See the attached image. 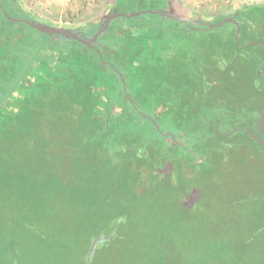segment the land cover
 <instances>
[{"label":"trees","instance_id":"trees-1","mask_svg":"<svg viewBox=\"0 0 264 264\" xmlns=\"http://www.w3.org/2000/svg\"><path fill=\"white\" fill-rule=\"evenodd\" d=\"M13 3L0 0V159L9 163L6 181L37 185L32 192L41 201L25 223L35 226L30 244L38 264H87L101 238L93 264L101 244L127 235L145 238L155 263L170 264L177 220L194 225L210 207L194 182L212 177L207 167L217 172L233 158L253 157V146L264 154L244 128L255 133L264 108V44L252 45L264 43V5L240 13L247 24L237 39L232 23V31L213 36L184 32L176 21L122 17L97 41L115 67L91 47L55 38L50 49L65 70L50 72L46 60L35 66L33 59L54 37L11 21L4 10L22 17ZM166 5L116 0L124 13ZM116 26L122 30L114 44L102 47L101 37ZM263 216L246 215L236 225L257 236ZM219 243L203 264H228L230 253L245 258L236 244Z\"/></svg>","mask_w":264,"mask_h":264},{"label":"rangeland","instance_id":"rangeland-1","mask_svg":"<svg viewBox=\"0 0 264 264\" xmlns=\"http://www.w3.org/2000/svg\"><path fill=\"white\" fill-rule=\"evenodd\" d=\"M13 1L19 4L17 5L20 10L19 14L22 13L21 16L26 19L47 27L63 28L74 32L80 29L93 31V26H89L90 24L101 23L116 11V0ZM167 1L166 9L162 7L160 10L168 9L174 16L191 18L199 23L217 21L219 23L222 19L233 18L244 13L249 7L264 5V0H250L246 4L230 3L222 7H209L206 3L191 4L187 0ZM143 15L146 16L147 22L162 19V16L157 14H150V16L142 14L141 16ZM121 21L122 17L113 20L116 24L118 22L121 24ZM226 24L208 32L213 36H218V34H226L228 30L232 31V27L228 28ZM113 29V34L109 37H101L100 45L102 47H109V43L114 44V36L120 34L122 30L118 26ZM35 35L40 36L38 33ZM56 41L58 40L53 39L49 44L47 43L35 51L36 58L33 59L35 66L41 61L40 58L46 60L45 68L50 72L60 71L61 66H65L64 64L60 65L61 60L57 61V57L54 58L55 54L51 52L50 47L57 44ZM256 42L258 41H254L253 44ZM260 50L264 49L261 47ZM113 53V58H115L116 50H113ZM158 56L163 62L164 52H159ZM240 76L243 81L241 87H244L247 83V75L243 73ZM252 149L255 152L253 157L242 155L239 159L233 158L227 163V168L221 166L217 172H215L216 168L207 167L208 172L211 171L212 177L202 183L194 182L193 188L201 186L203 193L208 196L210 207L205 216L194 225L191 220H177L176 235L173 238V241L176 242L175 250L171 253L170 264H203L204 257H209L212 254L215 256L218 253L219 242L236 244L241 253L246 254L242 260L234 256L233 253L225 254L229 256L228 264H247V262L264 264V233L255 236L252 228L246 230L241 226L242 224L236 225L246 215L253 217L256 213L257 216L264 213V154L259 151L257 146H253ZM8 167L9 163L0 159V264H38V256L30 244L36 234L35 226L31 225L33 222L25 223V221H29L27 219L29 211L31 209L34 211V205L41 201L40 196L32 192V189L37 188V185L28 182L29 185L27 184L26 187L19 182L18 178L6 181L2 175ZM175 177L177 181L182 182L179 174ZM197 192L200 193V191ZM230 218H233L234 225L230 224ZM144 240L146 239L127 235L121 239L101 244L100 248L103 251L96 255L93 264H158L155 263V260H158V254H154L148 245L144 249ZM230 244L227 247L235 248ZM155 255L157 256L155 257ZM225 255H221V257L225 258ZM77 262L78 260L74 264ZM91 262L92 259L89 264H92Z\"/></svg>","mask_w":264,"mask_h":264},{"label":"water","instance_id":"water-1","mask_svg":"<svg viewBox=\"0 0 264 264\" xmlns=\"http://www.w3.org/2000/svg\"><path fill=\"white\" fill-rule=\"evenodd\" d=\"M148 12H152V13H157V14H166L168 16H171V17H174V19L176 20H179V21H185V22H190L191 20L189 18H181V17H177V16H174L170 13H166V12H162V11H158V10H152V11H148ZM139 13H133V14H126V13H118L117 11L114 12L113 14L109 15L107 17V19L105 20V23H104V26L102 28L99 29V31L92 37H87V36H83L81 35L80 33L78 32H74V31H71V30H66V29H63V28H55V27H47L41 23H36V22H33V21H29V20H23L26 24H28L30 27L34 28L35 30L41 32V33H44L48 36H62L64 38H68V39H73L75 41H78L82 44H85L87 46H90L92 48H95L94 46H92V43L96 42L99 37L108 29V27L110 26L111 22L115 19V18H118V17H126V18H133L134 16L138 15ZM12 19V18H11ZM13 21H19L18 19H12ZM226 23H232V24H235L237 26V33H236V39L240 33V24L234 19V18H225V19H222L219 23H204V26L210 28V29H213V28H217V27H220ZM96 52L98 53L100 59L102 60V62L105 64L106 61L104 60L103 58V55H102V52L100 49H97L95 48ZM112 67H114V65L112 64ZM121 79H122V82L125 84L124 82V76L121 72H119L118 70H116ZM124 90L125 87H124ZM261 124H262V127L264 128V108H263V112H262V116H261ZM252 137L257 140L263 147V151H264V139L260 138L258 135H253L251 133ZM109 238V237H107ZM106 238V239H107ZM99 240H101V238L99 239H96L92 242L91 244V247H90V251H89V254H88V257H87V261L89 264L91 259H92V256L95 252V248L99 242ZM168 264V262L166 263Z\"/></svg>","mask_w":264,"mask_h":264},{"label":"flooded vegetation","instance_id":"flooded-vegetation-1","mask_svg":"<svg viewBox=\"0 0 264 264\" xmlns=\"http://www.w3.org/2000/svg\"><path fill=\"white\" fill-rule=\"evenodd\" d=\"M12 2H14L13 0H12ZM167 3H168V1H167ZM13 4H15L16 6L17 5H19L18 3H13ZM116 9V11L118 12V13H124V12H122V11H120L119 9H117V8H115ZM114 9V10H115ZM165 9H166V7H165ZM116 11H114V12H116ZM148 11H152V10H144V11H138V12H133V13H139L138 15H136V16H141L142 14H149L148 16H150V14H157V13H152V12H148ZM154 11V10H153ZM160 11H162V12H166V13H168L169 12V10L167 9V10H160ZM113 12V13H114ZM112 13V14H113ZM133 13H126V14H133ZM170 13V12H169ZM4 14L11 20V21H13L12 19H18L19 21H13V22H15V23H24V24H26L23 20H29V19H26L25 17L23 18V16L22 17H18V18H16V17H12V16H10L5 10H4ZM111 15V14H110ZM157 15H159V16H162L161 18L162 19H159V20H161V21H166V20H171L172 22H179L180 24H182V25H184L185 26V28H182L181 30H183L184 32H188V33H193V32H198V33H206V32H208V31H210L211 29L210 28H208V27H206V26H204V23H199V22H196V21H193L191 18H189L191 21L190 22H185V21H179V20H176V19H174V17H171V16H168V15H166V14H157ZM173 15V14H172ZM143 18H144V21H146L145 20V15H143L142 16ZM12 18V19H11ZM230 18H232V17H230ZM239 24H240V32L242 31L241 29H242V26L244 27V26H246V24H247V21L243 18V15H241V14H239V15H237V16H235V17H233ZM29 21H32V20H29ZM113 22V21H112ZM111 22V23H112ZM147 22V21H146ZM104 23H105V21H102L101 23H93L92 25H94V27H93V31H88V30H86V29H80V30H77L76 32H78V33H80L81 35H83V36H87V37H89V35H92V34H96L98 31H99V29L100 28H102L103 26H104ZM214 23H217V22H214ZM28 25V24H27ZM111 25V24H110ZM235 25V24H234ZM29 26V25H28ZM30 27V26H29ZM88 27V26H87ZM86 27V28H87ZM109 28H110V26L108 27V29L103 33V34H107L108 33V31H109ZM111 30V32H112V30H114V29H110ZM94 34V35H95ZM102 34V35H103ZM240 34V33H239ZM248 34L250 35V32H248ZM236 36V35H235ZM51 37H54V39L55 38H61V39H66V40H73V39H68V38H64V37H62V36H51ZM92 37V36H91ZM238 38V37H237ZM244 40H246V39H244ZM98 41V40H97ZM94 42V43H92V46H94L95 48H97V49H100L101 50V48H99V42ZM257 43H260V44H264V43H261L260 41H258V42H256L255 43V45L257 44ZM85 45V44H84ZM244 48L246 47V46H248V45H250V44H241ZM252 45H253V43H252ZM87 46V45H86ZM88 47H90V46H88ZM92 48V47H91ZM95 48H93V49H95ZM96 51V50H95ZM101 52H102V50H101ZM102 55H103V53H102ZM104 58V57H103ZM105 64H109V65H112L113 63L112 62H110V61H108V62H106ZM114 65V67H115V64H113ZM261 116H262V114H261ZM244 128L245 129H247L248 130V132L250 133V135H251V133L253 134V135H258L260 138H262V139H264V128L262 127V124H261V117H260V120L256 123V126L254 127V129H255V133H253V131L251 130V129H249V126L247 125V126H244ZM237 129H239V128H237ZM236 129V130H237ZM220 135H227V133H220ZM252 136V135H251ZM253 138V137H252ZM254 139V138H253ZM257 141V140H256ZM258 142V141H257ZM259 143V142H258ZM260 144V143H259ZM261 145V144H260ZM261 147H262V145H261ZM262 149H263V147H262Z\"/></svg>","mask_w":264,"mask_h":264},{"label":"crops","instance_id":"crops-1","mask_svg":"<svg viewBox=\"0 0 264 264\" xmlns=\"http://www.w3.org/2000/svg\"><path fill=\"white\" fill-rule=\"evenodd\" d=\"M188 3L191 4H197V3H206L208 4L207 6L209 7H217V6H224L226 4H230V3H240V4H246L248 3L250 0H187Z\"/></svg>","mask_w":264,"mask_h":264}]
</instances>
